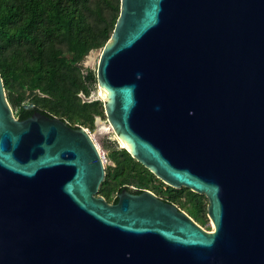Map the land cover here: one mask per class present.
<instances>
[{
	"label": "water",
	"instance_id": "95a60500",
	"mask_svg": "<svg viewBox=\"0 0 264 264\" xmlns=\"http://www.w3.org/2000/svg\"><path fill=\"white\" fill-rule=\"evenodd\" d=\"M95 73L120 148L212 229L148 189L108 202L89 130L17 118L0 74V264H264V0H120Z\"/></svg>",
	"mask_w": 264,
	"mask_h": 264
},
{
	"label": "trees",
	"instance_id": "16d2710c",
	"mask_svg": "<svg viewBox=\"0 0 264 264\" xmlns=\"http://www.w3.org/2000/svg\"><path fill=\"white\" fill-rule=\"evenodd\" d=\"M119 7L120 0H0V74L17 118L38 111L72 127H94L95 117L105 115L103 102L88 100L96 73L80 62L109 39ZM107 147L114 165L105 168L98 194L108 202L133 185L136 193L148 189L180 209L189 206L195 221L206 222L203 194L164 184L114 140Z\"/></svg>",
	"mask_w": 264,
	"mask_h": 264
},
{
	"label": "rangeland",
	"instance_id": "374dc122",
	"mask_svg": "<svg viewBox=\"0 0 264 264\" xmlns=\"http://www.w3.org/2000/svg\"><path fill=\"white\" fill-rule=\"evenodd\" d=\"M102 48V47H101ZM101 48H96L90 50L80 62L81 66L84 68H90L96 71L97 62L100 56ZM83 96V95H81ZM88 99H98L96 95V89L90 92ZM88 128V127H87ZM90 131L91 136L93 137L94 141L96 142L100 154L102 156V160L104 163L105 168L108 166H113L114 162L111 157V149L107 147L109 141L114 140L116 142L117 148L120 149V142L118 141L111 125L106 119V116H97L95 117L94 127L88 128ZM158 183V182H157ZM165 184V183H164ZM182 210L187 212L192 218L191 215V208L189 206L184 207ZM206 222L201 224L199 221H196L199 225H201L206 230L212 229V222L207 217L206 214Z\"/></svg>",
	"mask_w": 264,
	"mask_h": 264
},
{
	"label": "flooded vegetation",
	"instance_id": "af4514ba",
	"mask_svg": "<svg viewBox=\"0 0 264 264\" xmlns=\"http://www.w3.org/2000/svg\"><path fill=\"white\" fill-rule=\"evenodd\" d=\"M129 188L132 190L131 192H134V193H136V187L135 186H133V185H129ZM144 190V189H143ZM130 191V190H129ZM154 193V192H153ZM156 194V193H155ZM157 195V194H156ZM158 197H160L159 195H157ZM161 198V197H160ZM164 200V199H163ZM168 202V201H167ZM171 203V202H170ZM176 205V204H175ZM177 206V205H176ZM178 207V206H177ZM179 208V207H178ZM187 213V212H186Z\"/></svg>",
	"mask_w": 264,
	"mask_h": 264
},
{
	"label": "bare ground",
	"instance_id": "6f19581e",
	"mask_svg": "<svg viewBox=\"0 0 264 264\" xmlns=\"http://www.w3.org/2000/svg\"><path fill=\"white\" fill-rule=\"evenodd\" d=\"M99 94L101 95V97H105V95H106V93H102V92H99ZM120 143L122 146L127 147V144L124 141H122L121 139H120Z\"/></svg>",
	"mask_w": 264,
	"mask_h": 264
},
{
	"label": "built area",
	"instance_id": "2783aa9c",
	"mask_svg": "<svg viewBox=\"0 0 264 264\" xmlns=\"http://www.w3.org/2000/svg\"><path fill=\"white\" fill-rule=\"evenodd\" d=\"M90 132V131H89Z\"/></svg>",
	"mask_w": 264,
	"mask_h": 264
}]
</instances>
